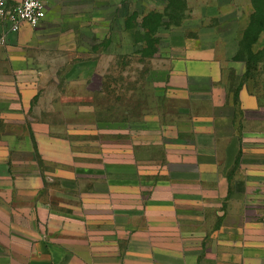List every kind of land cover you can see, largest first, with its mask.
Masks as SVG:
<instances>
[{"label": "crops", "instance_id": "crops-1", "mask_svg": "<svg viewBox=\"0 0 264 264\" xmlns=\"http://www.w3.org/2000/svg\"><path fill=\"white\" fill-rule=\"evenodd\" d=\"M32 29L24 24L0 46V118L4 104L18 113V142L38 135L23 106L34 94L28 101L22 88L49 83L27 46ZM236 51L172 67L182 82L163 86L180 95L168 116L156 114L157 142L131 146L132 128L100 124L81 108L58 137L42 117L45 144L1 143L0 153L41 163L0 175V264H264V59L249 63ZM69 81L94 93L89 79ZM102 135L121 142L92 141ZM151 148L160 157L143 154ZM17 178L31 183L25 192Z\"/></svg>", "mask_w": 264, "mask_h": 264}, {"label": "rangeland", "instance_id": "rangeland-1", "mask_svg": "<svg viewBox=\"0 0 264 264\" xmlns=\"http://www.w3.org/2000/svg\"><path fill=\"white\" fill-rule=\"evenodd\" d=\"M43 2L45 18L33 27L34 38L27 46L34 47L37 62L49 68L48 73L44 72V80L49 83L22 88L28 101L34 94L23 106L31 117L27 121L38 133L37 139L31 135L32 140L15 141L22 119L4 104L6 118H0V144L19 147L36 142L45 144L48 140L46 127L39 122L41 118L52 125L53 135L58 137V126H68L72 131L74 123L80 122L81 108L92 109L95 121L100 124L123 122L132 128L131 146L139 140L157 142L156 114L168 116L175 110L172 98L180 95L163 86L165 80L181 84V78L170 72L175 64L201 57L222 60L234 49L236 59L253 64L264 59V0ZM206 46L216 49L201 51ZM79 78L90 80L88 85L94 89L93 94L69 81ZM163 132L169 140L170 129L164 128ZM104 137L95 136L92 141L103 138L108 146L121 142L120 136ZM49 138L51 143L57 139ZM143 154L160 157L161 151L151 148ZM31 162L41 163L37 156L29 157L22 152H10L8 156L2 152L0 175L10 176L12 167L22 168ZM16 185L18 191L25 192L31 183L17 178Z\"/></svg>", "mask_w": 264, "mask_h": 264}, {"label": "built area", "instance_id": "built-area-1", "mask_svg": "<svg viewBox=\"0 0 264 264\" xmlns=\"http://www.w3.org/2000/svg\"><path fill=\"white\" fill-rule=\"evenodd\" d=\"M45 18L43 0H0V46L20 31L24 24L38 26Z\"/></svg>", "mask_w": 264, "mask_h": 264}]
</instances>
